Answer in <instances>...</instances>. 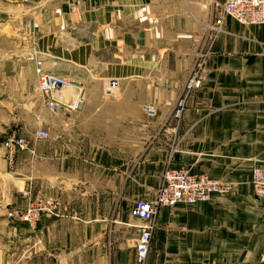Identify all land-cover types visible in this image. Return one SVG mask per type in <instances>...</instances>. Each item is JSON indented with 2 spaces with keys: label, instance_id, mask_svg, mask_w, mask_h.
<instances>
[{
  "label": "crops",
  "instance_id": "obj_1",
  "mask_svg": "<svg viewBox=\"0 0 264 264\" xmlns=\"http://www.w3.org/2000/svg\"><path fill=\"white\" fill-rule=\"evenodd\" d=\"M221 1L0 0V54L18 40L31 71L0 66L2 86L19 84L5 98L8 121L22 104L37 114L20 132H47L11 168L0 145V264H134L128 208L151 199L165 165L231 187L159 207L145 264H264V200L250 185L252 167L264 173V25L221 17ZM34 58L71 83L55 112L42 105ZM200 59L202 83L173 119ZM108 79L118 88L105 99ZM79 85L83 102L69 110ZM143 102L155 105L153 119L141 114ZM26 199L49 209L33 226L5 217Z\"/></svg>",
  "mask_w": 264,
  "mask_h": 264
},
{
  "label": "built area",
  "instance_id": "obj_2",
  "mask_svg": "<svg viewBox=\"0 0 264 264\" xmlns=\"http://www.w3.org/2000/svg\"><path fill=\"white\" fill-rule=\"evenodd\" d=\"M224 15L243 25H264V0H222L220 16ZM219 18H217L218 24L220 23ZM203 63V59L196 60L184 77L182 87L171 107L170 116L173 119H178L181 116L185 99L189 93L200 87L202 83L200 70L204 65ZM33 69L36 89L43 100L44 108L48 112L59 110L63 105L61 99L64 98V89L71 87V83L56 74L46 72L42 67V60L39 58L33 59ZM106 81L101 90V96L105 99L114 94L118 88L116 80L108 79ZM74 91L76 98L65 106L69 110H76L83 102L82 87L80 85L75 86ZM139 110L147 120L153 119L156 114L155 105L151 103H141ZM37 138H47V132L37 127L30 140H36ZM29 142L25 135L19 133L8 135L2 141L3 158L7 167L13 165L15 153L27 149ZM29 152L32 153V150H29ZM159 183L151 199L134 200L128 208V214L137 219V223L133 225L136 234L132 238L134 264H145V256L149 249V240L153 229L152 222L159 207H171L174 204L186 206L209 201L215 194L226 192L231 187L230 181L218 177L210 178L203 173L193 174L187 170L169 167L168 165L163 167ZM250 185L252 194L257 199L264 200V173L260 168L252 167ZM25 193L22 192V194ZM42 210L49 212V209L39 202L26 199L23 207L7 209L5 217L12 222H26L33 226L38 221L39 213Z\"/></svg>",
  "mask_w": 264,
  "mask_h": 264
},
{
  "label": "rangeland",
  "instance_id": "obj_3",
  "mask_svg": "<svg viewBox=\"0 0 264 264\" xmlns=\"http://www.w3.org/2000/svg\"><path fill=\"white\" fill-rule=\"evenodd\" d=\"M12 47H11V51L7 52V54H0V66H5V64L10 65L12 64L13 66L18 67V69L21 71V74H23L24 76L27 75L29 78L31 76V71L29 69V65H28V59H27V55L25 54V51L23 50H18L19 49V41L16 39H11V42H8ZM4 47V42L2 39H0V48ZM11 54V55H10ZM17 70V68L15 69ZM30 71V72H29ZM4 75L0 74V81H1V77ZM11 84V83H10ZM17 86H19V84L17 83L15 85V87H8V85H4L2 86L0 84V129L3 130L2 133H0V135H3L4 138L2 136H0V145H2V141L11 134L14 133H19V134H23L25 135V137L27 138L28 142L29 139L31 138V134H28L29 132H25L22 131L20 132V128H29L28 131L32 130V125L35 122V115H26L23 113V107L24 105L20 104H16L13 107L14 110V114H16L15 118L16 119L13 121V119L9 120V115L7 114L6 109H7V105L5 104L6 102V96L8 95V91L13 90L14 88H17ZM38 92V91H37ZM31 94H34V92L31 90ZM39 94V93H38ZM40 95V94H39ZM36 103L32 105V110L35 111L36 108ZM43 105V103H42ZM11 117H13L11 115ZM12 124H16L15 128L10 127ZM31 129V130H30ZM29 145V144H28ZM12 167V166H11ZM8 167V168H11Z\"/></svg>",
  "mask_w": 264,
  "mask_h": 264
}]
</instances>
